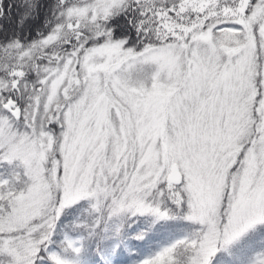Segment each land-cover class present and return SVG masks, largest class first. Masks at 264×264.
<instances>
[{"label":"snow or ice","instance_id":"obj_1","mask_svg":"<svg viewBox=\"0 0 264 264\" xmlns=\"http://www.w3.org/2000/svg\"><path fill=\"white\" fill-rule=\"evenodd\" d=\"M0 264H264V0H0Z\"/></svg>","mask_w":264,"mask_h":264}]
</instances>
